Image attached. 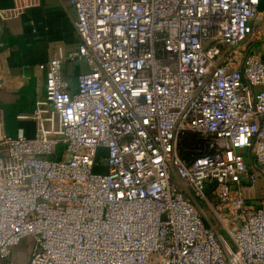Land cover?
<instances>
[{
    "label": "built area",
    "instance_id": "2783aa9c",
    "mask_svg": "<svg viewBox=\"0 0 264 264\" xmlns=\"http://www.w3.org/2000/svg\"><path fill=\"white\" fill-rule=\"evenodd\" d=\"M66 1L34 135L0 104V264H264L259 0Z\"/></svg>",
    "mask_w": 264,
    "mask_h": 264
},
{
    "label": "crops",
    "instance_id": "0c3cea01",
    "mask_svg": "<svg viewBox=\"0 0 264 264\" xmlns=\"http://www.w3.org/2000/svg\"><path fill=\"white\" fill-rule=\"evenodd\" d=\"M16 6L22 8L18 16L0 18V69L4 76L0 104L6 132L31 137L35 123L28 116L36 98L44 94L45 76L38 65L57 48L75 49L79 38L75 13L66 0H0V10ZM259 10L264 25V0H259ZM83 68L80 63L64 65L63 73L72 89L76 74Z\"/></svg>",
    "mask_w": 264,
    "mask_h": 264
},
{
    "label": "rangeland",
    "instance_id": "374dc122",
    "mask_svg": "<svg viewBox=\"0 0 264 264\" xmlns=\"http://www.w3.org/2000/svg\"><path fill=\"white\" fill-rule=\"evenodd\" d=\"M33 244L31 237H24L13 249L11 258L6 259L5 262L10 264H27L26 258L29 255L30 248Z\"/></svg>",
    "mask_w": 264,
    "mask_h": 264
}]
</instances>
